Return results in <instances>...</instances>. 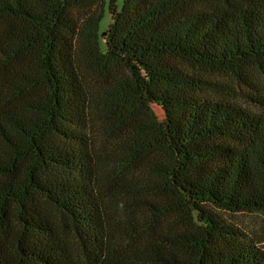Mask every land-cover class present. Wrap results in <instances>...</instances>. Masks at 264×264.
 Wrapping results in <instances>:
<instances>
[{"label":"trees","instance_id":"trees-1","mask_svg":"<svg viewBox=\"0 0 264 264\" xmlns=\"http://www.w3.org/2000/svg\"><path fill=\"white\" fill-rule=\"evenodd\" d=\"M242 212L264 0H0V264H264Z\"/></svg>","mask_w":264,"mask_h":264},{"label":"rangeland","instance_id":"rangeland-1","mask_svg":"<svg viewBox=\"0 0 264 264\" xmlns=\"http://www.w3.org/2000/svg\"><path fill=\"white\" fill-rule=\"evenodd\" d=\"M122 4V0H116V7L119 10ZM110 13L108 7L105 9L104 18L101 20L99 24V32H103L107 29L110 24ZM226 85H230L229 82L224 83ZM231 89H227L224 86L220 87V91L224 94L222 97L225 100H231L234 98H238L237 102L241 105L247 103L245 98V94L242 92H238L235 85H230ZM233 92V93H232ZM153 110L155 114L161 118L162 112L161 109L157 106H153ZM227 218L238 226L245 234L251 237L254 241L259 242L260 246L264 248V213L260 212H242L238 214H229Z\"/></svg>","mask_w":264,"mask_h":264}]
</instances>
